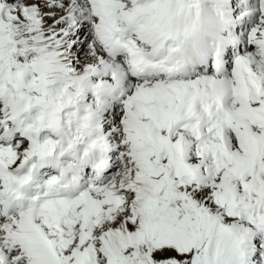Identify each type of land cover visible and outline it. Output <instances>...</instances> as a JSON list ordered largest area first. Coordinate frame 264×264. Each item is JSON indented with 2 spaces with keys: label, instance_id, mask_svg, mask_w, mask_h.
Instances as JSON below:
<instances>
[{
  "label": "snow or ice",
  "instance_id": "1",
  "mask_svg": "<svg viewBox=\"0 0 264 264\" xmlns=\"http://www.w3.org/2000/svg\"><path fill=\"white\" fill-rule=\"evenodd\" d=\"M0 264H264V0H0Z\"/></svg>",
  "mask_w": 264,
  "mask_h": 264
}]
</instances>
